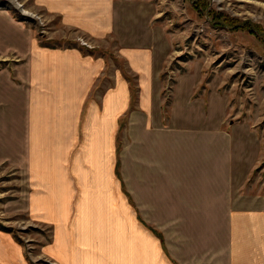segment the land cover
<instances>
[{
    "label": "crops",
    "instance_id": "crops-1",
    "mask_svg": "<svg viewBox=\"0 0 264 264\" xmlns=\"http://www.w3.org/2000/svg\"><path fill=\"white\" fill-rule=\"evenodd\" d=\"M37 2L60 17L67 36L87 39L45 45L23 26L21 43L20 25L2 14L0 51L21 54L28 90L21 136L34 184L26 206L51 232L33 239L31 253L0 226V264H38L44 256L59 264H264V174L255 175L263 139L249 122L227 124L229 96L215 76L203 83L202 61L177 75L165 121L162 74L173 42L157 5ZM4 77L7 93L11 77ZM8 117L0 118L5 142ZM130 138L142 199L151 213L165 212L163 220L126 219L115 152Z\"/></svg>",
    "mask_w": 264,
    "mask_h": 264
},
{
    "label": "rangeland",
    "instance_id": "rangeland-1",
    "mask_svg": "<svg viewBox=\"0 0 264 264\" xmlns=\"http://www.w3.org/2000/svg\"><path fill=\"white\" fill-rule=\"evenodd\" d=\"M152 1L158 7V22L166 28L173 42L172 55L162 74L165 121L171 116L168 104L172 101L177 75L187 70L190 63L202 61L205 65L203 83L206 85L215 76L219 90L229 96L227 124L231 120L251 123L264 146V0ZM20 3L22 5H18ZM26 9L30 14L24 13ZM6 13L12 16L14 23L20 22L15 35L21 43L25 42V36L21 37L23 26L45 45L63 44L68 39H74L79 45L86 42V35L77 30V35L67 36L65 32L69 29L60 17L48 13L37 0H0V26L5 25L2 14ZM8 54L0 51V72L9 73L11 77V80L6 78L11 85L7 93L0 87V118L11 116L8 128L4 124L1 127L6 132V142L3 132L0 139L5 142H0V226L13 231L25 241L27 251L34 253L37 245L33 239L42 234L50 235L51 230L32 219L26 206L27 190L34 184L28 164L24 163V158L32 156V151L22 146L21 136L23 96L28 90L18 73L21 54ZM0 83H5V77ZM121 144L120 140L115 152V170L125 195V201L120 196V204L124 203L126 219H135L138 215L149 220L151 214L159 220L165 219V212L151 213L142 199L144 186L139 178H134L132 139L126 141L124 148ZM262 162L255 171L258 177L264 174ZM110 180L113 186L115 178ZM162 231L158 229L164 236ZM46 259L44 256L38 261Z\"/></svg>",
    "mask_w": 264,
    "mask_h": 264
},
{
    "label": "built area",
    "instance_id": "built-area-1",
    "mask_svg": "<svg viewBox=\"0 0 264 264\" xmlns=\"http://www.w3.org/2000/svg\"><path fill=\"white\" fill-rule=\"evenodd\" d=\"M38 264H59V263L57 261L53 260V259H46L44 261L43 260L42 261H38Z\"/></svg>",
    "mask_w": 264,
    "mask_h": 264
},
{
    "label": "bare ground",
    "instance_id": "bare-ground-1",
    "mask_svg": "<svg viewBox=\"0 0 264 264\" xmlns=\"http://www.w3.org/2000/svg\"><path fill=\"white\" fill-rule=\"evenodd\" d=\"M18 5H22V3H20V4H18ZM24 13H26V14H30V12L27 11V9L24 11Z\"/></svg>",
    "mask_w": 264,
    "mask_h": 264
}]
</instances>
